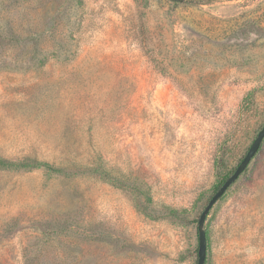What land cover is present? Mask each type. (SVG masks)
<instances>
[{
    "label": "rangeland",
    "instance_id": "rangeland-1",
    "mask_svg": "<svg viewBox=\"0 0 264 264\" xmlns=\"http://www.w3.org/2000/svg\"><path fill=\"white\" fill-rule=\"evenodd\" d=\"M263 124L264 0H0V264H196ZM204 227L264 264V139Z\"/></svg>",
    "mask_w": 264,
    "mask_h": 264
},
{
    "label": "water",
    "instance_id": "water-1",
    "mask_svg": "<svg viewBox=\"0 0 264 264\" xmlns=\"http://www.w3.org/2000/svg\"><path fill=\"white\" fill-rule=\"evenodd\" d=\"M264 139V124L257 132L245 154L242 156L234 170L225 178V180L216 188L203 206L196 223L197 230V257L196 264H205L206 261V231L204 222L213 205L222 197L226 190L238 179L246 169L252 158L259 150Z\"/></svg>",
    "mask_w": 264,
    "mask_h": 264
},
{
    "label": "trees",
    "instance_id": "trees-1",
    "mask_svg": "<svg viewBox=\"0 0 264 264\" xmlns=\"http://www.w3.org/2000/svg\"><path fill=\"white\" fill-rule=\"evenodd\" d=\"M179 1H181V0H179ZM26 166H28V167H43L44 169H46L49 172L65 173V170H63L62 168L53 167L49 163L43 162V161L33 160V161H28V162H13V161H9L7 159L0 158V167H3V168L26 167ZM88 173H97L101 176H104L111 183L118 181L117 178H115V176H112V174L108 170H106L104 167H102L100 163L96 164V166H93L91 168L89 167ZM227 176H228V173L223 174V176L220 178L218 183L214 186V190H216V188L225 180V178ZM168 213L176 214L177 212L175 210H170V212H168ZM195 222L197 223V220H195ZM196 235H197V230H196ZM206 239H207V236H206ZM196 253H197V246H196ZM205 264H206V261H205Z\"/></svg>",
    "mask_w": 264,
    "mask_h": 264
},
{
    "label": "flooded vegetation",
    "instance_id": "flooded-vegetation-1",
    "mask_svg": "<svg viewBox=\"0 0 264 264\" xmlns=\"http://www.w3.org/2000/svg\"><path fill=\"white\" fill-rule=\"evenodd\" d=\"M232 171H233V170H232ZM232 171H231V172H232ZM231 172H229L228 175H229Z\"/></svg>",
    "mask_w": 264,
    "mask_h": 264
}]
</instances>
